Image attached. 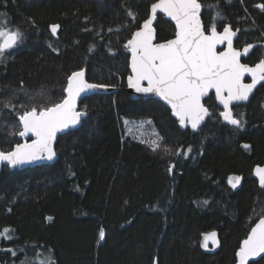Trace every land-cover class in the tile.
<instances>
[{
    "label": "trees",
    "instance_id": "trees-1",
    "mask_svg": "<svg viewBox=\"0 0 264 264\" xmlns=\"http://www.w3.org/2000/svg\"><path fill=\"white\" fill-rule=\"evenodd\" d=\"M156 1L0 0V28L21 33L0 57L3 151L23 141L18 116L59 103L74 71L118 88L82 100L88 116L58 138L56 162L0 172V231L10 229L11 237H0V264L48 257L55 264H237L242 242L264 216V187L254 174L264 164V83L234 106L242 126L223 121L214 94L197 131L182 129L161 101L133 99L126 43ZM201 2L207 31L219 12L216 29L237 31L236 47L258 43L244 62L264 59V8L257 7L264 0ZM156 30L166 41L176 27L159 15ZM140 119L155 129L157 150L124 134L125 120ZM232 176L241 178L238 187ZM210 232L219 245L207 251ZM249 264H264V255Z\"/></svg>",
    "mask_w": 264,
    "mask_h": 264
},
{
    "label": "snow or ice",
    "instance_id": "snow-or-ice-1",
    "mask_svg": "<svg viewBox=\"0 0 264 264\" xmlns=\"http://www.w3.org/2000/svg\"><path fill=\"white\" fill-rule=\"evenodd\" d=\"M211 7V6H209ZM257 7L264 8V4ZM201 3L198 0H158L151 5V16L144 21L143 27L136 31L128 40L126 47L131 50L132 75L128 77L130 87L137 92L155 93L171 105L173 113L179 117L180 123L186 122L196 129L201 121L209 115L208 109L201 102L209 89H215V94L224 111L221 113L225 121L232 125L242 126L241 121L234 118L230 104L249 98L256 85L264 81V59L255 66L241 63L242 52L233 47V37L236 36L230 26H225L222 32H217L216 21L220 14L212 18L210 33L205 34V26L201 21ZM157 10L162 11L175 21V38L163 43H154L153 19ZM129 15H133L129 12ZM53 34L58 25L51 26ZM21 39V33L0 28V57L7 49L12 48ZM227 42V48L217 52V45ZM254 45H247L243 54H247ZM245 74H250L251 83H244ZM84 71L73 72L67 78L66 96L59 102L48 107L32 106L18 116L22 131L19 136L29 133L35 136L31 143H18L11 151H0V161L18 165L41 158L45 154L48 159L55 156L53 141L58 131L76 125L83 113L76 110L77 98L89 90L105 87L88 83L84 79ZM147 82V87L142 82ZM227 92L225 96L224 93ZM6 108L15 110L11 103ZM21 107H24L21 105ZM159 137L149 143L153 151L160 145ZM171 171V168L169 169ZM261 186H264V167L255 169ZM240 177H230L233 188L240 182ZM51 219V218H49ZM10 229L0 231V237L8 236ZM103 229L99 233L102 240ZM216 233L204 236V247L211 238L213 244ZM264 253V218L252 227L247 239L237 253L239 264H247L251 257ZM15 254V253H13ZM40 264H55L51 257Z\"/></svg>",
    "mask_w": 264,
    "mask_h": 264
},
{
    "label": "water",
    "instance_id": "water-1",
    "mask_svg": "<svg viewBox=\"0 0 264 264\" xmlns=\"http://www.w3.org/2000/svg\"><path fill=\"white\" fill-rule=\"evenodd\" d=\"M156 2H158V0H157ZM156 2H154V3H156ZM198 2L201 3V5H202L201 0H198ZM202 12H203V5H202V8H201L200 16H201V21H202V23H203V25H204L203 18H202ZM151 14H152V13H151V11H150V16H151ZM159 15H163V16H165L167 19L171 20L172 23L175 25V21H174V20H172L170 17H168V16H167L166 14H164L162 11L157 10V14H156L155 18L153 19V24H152V27H153V29H154V41H153L154 43H163V42H166V41H167V40H166V41H158V40H157L156 23H157V19H158V16H159ZM150 16H149V17H150ZM143 23H144V22H143ZM204 26H205V25H204ZM228 26H230V25H228ZM142 27H143V24H142V26H141L138 30H140ZM231 29H232V28H231ZM138 30H136V31H138ZM232 30H233V29H232ZM136 31H135V32H136ZM222 31H223V29H222V30H218V29H217V32H222ZM233 31L236 32V36L233 37V47H234L235 49H237V50H239V51L242 52V55H241V58H240L241 63H243V64H247V65H249V66H255V65H250V64L244 62V58H247V57L250 55V53H251L252 50L258 45V43H250L251 45H254V47H253L252 49H250L249 52L245 55V54H243V49H244L247 45H249V44L243 46L242 48H238V47H236V39H237V36H238V32L235 31V30H233ZM135 32H134V33H135ZM134 33H133V34H134ZM209 33H210V30L207 31L206 28H205V34H209ZM131 38H132V37H131ZM131 38H130V39H131ZM174 38H175V36L172 37L171 39H174ZM169 40H170V39H169ZM126 45H127V43H126ZM226 48H227V42H225L224 44L217 45L216 50H217V52H222V51H224ZM127 49H128V52L130 53V63H129V67H130V71H131L130 75H132V70H131V50H130L129 48H127ZM7 50H8V49H7ZM81 70L84 71V73H85V75H84V79H85L88 83H91V84H97V85H104L105 87H98V88H95V89L89 90V91H87V92H85V93H82L81 96L77 98L76 110H77L78 112L83 113V115H81V117H80V119H79V122H78L76 125H70L68 128L63 129V130L57 132L56 137H55V139H54V141H53V145H52V146H53V150H54V152H55V156H53L52 159H48V158H47V155L45 154L44 156H42V157L39 158V159H36V160H33V161H28V162H25V163H22V164H18V165H11V164H9L7 161H0V172L3 170V168H4L5 166H9V167H18V168H20V169H25V168H28V167H34V166H38V165H41V164H52V163L56 162V161L58 160V157H59V156H58V153H57V150H56V144H57L58 138H59L61 135H64V134H66V133H68V132H70V131H73V130L79 128V127L82 125L84 118H86V117L88 116V112H87L86 110L81 109V102H82V100H83L85 97H87V96H89V95H92V94H95V93H111V92H114V91H116V90L118 89V88L115 87V86H109V85L99 84V83H94V82L89 81V80L87 79L86 70H85V69H81ZM77 71H80V70H77ZM74 72H76V71H74ZM130 75H129V76H130ZM129 76H128V77H129ZM128 77H127V86H126V90L132 95V98H133V99H139V98L149 99V98H154V99H157V100L161 101L162 103H164V104H165V105L171 110V114H172L173 118L176 119V120L179 122V125H180V127H181L182 129L185 130V129H187V128H190V129H192V130H194V131H197V130L200 129V128H201V127L207 122V120L209 119L210 114H211V111H210V109L208 108V106L206 105L205 100H206L211 94H214L215 97H216L215 89H209L208 94H207L205 97H203V98H202V101H201V102L204 104V106L208 109V111H209V115H207V116L204 118V120L201 121V123L198 125V127H197L196 129H193V128L191 127V124H190V123H187V122H186L185 124L182 125V124L180 123L179 117H177V116L173 113L172 108H171V105H169V104L167 103V101L163 100V99H162L160 96H158L157 94H155V93L137 92L135 88L130 87V86H129V83H128ZM247 78H250V79H251L250 74H245V77H244V79H243V82H244V83H251V81H246ZM262 83H264V81H261V82H259V83L256 85V87L253 89L252 93L249 94V98H248L247 100L233 101V102L230 104V109H231V112H232L234 118H236L235 115H234V110H233L234 106L239 105V104H245V103H248V102L250 101V99L252 98V96L254 95V93L256 92L257 88H258ZM142 85H143L144 87H147V82H146V81H143V82H142ZM66 95H67V93H66ZM224 95L226 96V95H227V92H225ZM216 101H217V104L222 108V112H223V111H224L223 104L220 103V101L217 99V97H216ZM221 116H222V115H221ZM222 119H223V121H224L225 123L230 124L228 121H225V120H224L223 116H222ZM236 119H237V118H236ZM230 125H232V124H230ZM233 126H237V125H233ZM21 127H22V126H21ZM21 131H22V130H21ZM0 134H1V106H0ZM19 137L23 140L21 143H31V141H32L33 139H35V136L32 135L31 133H29L27 136H23V137H22V136H19ZM0 151H3L1 145H0ZM10 151H11V150H10ZM3 152H8V151H3ZM174 167H175V164L173 163L172 166H171V171L174 170ZM257 167H264V164H263V165H256L255 168H254V174H255L257 180L259 181V176L257 175V173H256V171H255V169H256ZM259 184H260V181H259ZM260 186H261V184H260ZM261 187H264V186H261ZM261 218H264V216L261 217ZM258 222H259V219L257 220L256 223H258ZM256 223H255V224H256ZM255 224H254V226H255ZM254 226H253V227H254ZM250 232H251V231H250ZM249 234H250V233H249ZM249 234H248V235H249ZM247 237H248V236H247ZM246 239H247V238H246ZM242 243H243V242H242ZM241 246H242V245H241ZM238 252H239V251H238ZM263 255H264V253H261L259 256L249 258V260L247 261V264H249V263L252 262V261H256V260H258V259L261 258ZM237 264H239V257H238V255H237Z\"/></svg>",
    "mask_w": 264,
    "mask_h": 264
},
{
    "label": "rangeland",
    "instance_id": "rangeland-1",
    "mask_svg": "<svg viewBox=\"0 0 264 264\" xmlns=\"http://www.w3.org/2000/svg\"><path fill=\"white\" fill-rule=\"evenodd\" d=\"M10 31H17L14 29H8ZM123 130H124V134L126 136H131L132 138L139 140V141H147L150 142L152 140H156V131L153 128V126L151 125V123L147 120H125L124 121V126H123ZM232 177H237V176H232ZM240 183V182H239ZM239 183L236 185V187H238ZM212 233V232H210ZM210 233H206V234H210ZM216 233V232H215ZM204 234V236L206 235ZM204 236H203V243H202V247L207 250V251H211L214 250L218 247L219 245V240H218V235L216 233V243L213 244L212 239L210 238L207 241V246L204 247L203 244L205 243L204 241Z\"/></svg>",
    "mask_w": 264,
    "mask_h": 264
},
{
    "label": "flooded vegetation",
    "instance_id": "flooded-vegetation-1",
    "mask_svg": "<svg viewBox=\"0 0 264 264\" xmlns=\"http://www.w3.org/2000/svg\"><path fill=\"white\" fill-rule=\"evenodd\" d=\"M241 48H242V47H241ZM258 63H259V62H258ZM246 81H251V79H250V78H247ZM221 113H222V112H221Z\"/></svg>",
    "mask_w": 264,
    "mask_h": 264
}]
</instances>
